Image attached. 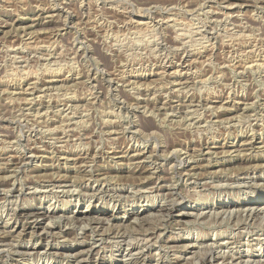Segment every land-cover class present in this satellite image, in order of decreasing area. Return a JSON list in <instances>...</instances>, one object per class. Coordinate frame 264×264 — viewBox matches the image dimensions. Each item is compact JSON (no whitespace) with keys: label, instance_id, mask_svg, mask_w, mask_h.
Wrapping results in <instances>:
<instances>
[{"label":"rangeland","instance_id":"rangeland-1","mask_svg":"<svg viewBox=\"0 0 264 264\" xmlns=\"http://www.w3.org/2000/svg\"><path fill=\"white\" fill-rule=\"evenodd\" d=\"M0 188V264H264V0H0Z\"/></svg>","mask_w":264,"mask_h":264},{"label":"bare ground","instance_id":"bare-ground-1","mask_svg":"<svg viewBox=\"0 0 264 264\" xmlns=\"http://www.w3.org/2000/svg\"><path fill=\"white\" fill-rule=\"evenodd\" d=\"M164 7V6H163ZM225 13H227V12H225ZM235 16V15H234ZM244 24V23H243ZM212 29V28H211ZM244 29V28H243ZM225 48H227V47H225ZM105 69V68H104ZM101 70V69H100ZM113 76V75H112ZM120 81V80H119ZM179 92V91H178ZM185 112V111H184ZM151 130V129H150ZM154 133V132H153ZM173 148V147H172ZM175 150V149H174ZM34 154V153H33ZM85 157V156H84ZM142 157H144L143 156V154H140V153H138L137 155H133L132 157H131V159L132 160H139V161H137L138 163H137V166L139 167V165H140V160L142 159ZM191 157V156H190ZM134 163H136V161L134 162ZM87 164H88V161H87ZM84 166H85V164H84ZM142 167V166H141ZM195 167V166H194ZM106 173V172H105ZM138 173V172H137ZM207 174V173H206ZM100 175H104V173H102V172H99V173H97V176H100ZM91 176H92V174H91ZM90 178V177H89ZM88 180V179H87ZM120 183H123L124 185H134L135 184V181H130V180H124V181H119ZM2 183V182H1ZM122 184V185H123ZM141 184V183H140ZM31 186V185H30ZM107 186V185H106ZM12 187V186H11ZM29 187V186H28ZM137 187V186H136ZM166 187V186H165ZM30 188V187H29ZM106 188V187H105ZM146 188V187H145ZM1 189V188H0ZM57 189V188H56ZM70 189V188H69ZM168 190H169V195H171V194H173V189L174 188H167ZM9 190V189H8ZM101 191H99V189H97L96 190V192H109V190L106 188V189H100ZM138 190V192L139 191H141V190H139V189H137ZM73 191V190H72ZM167 191V190H166ZM9 192V191H8ZM93 192V191H92ZM134 192V191H133ZM110 193V192H109ZM121 193V192H120ZM136 193V192H135ZM118 194V193H117ZM123 194V193H122ZM134 194V193H133ZM141 194V193H140ZM97 195H99V194H97ZM111 195H112V193H111ZM96 196V195H95ZM130 196V195H129ZM132 197V196H131ZM18 198V197H17ZM120 198H121V196H120ZM123 198V197H122ZM172 198V197H171ZM262 199H264V198H262ZM258 200H259V198H258ZM11 201V200H10ZM23 202V201H22ZM164 202V201H163ZM15 204V203H14ZM16 206V205H15ZM172 206H168V207H162V209H166L167 211H172L171 208ZM199 209V208H198ZM253 210V209H252ZM261 209H259V211H260ZM35 211V210H34ZM250 211V210H249ZM24 212V211H23ZM185 212H187V211H185ZM228 212V211H227ZM27 213V212H26ZM47 212H45V211H35V212H33L32 214H31V216L33 217V219L35 218H40V216H45V217H48V215L46 214ZM198 213V212H197ZM205 213V212H204ZM250 213V212H249ZM181 214H183V215H185V214H187V213H181ZM24 215V214H23ZM50 215V214H49ZM54 216V215H53ZM52 216V217H53ZM50 217V216H49ZM48 217V218H49ZM86 217H87V215H86ZM79 218V217H78ZM83 218V217H82ZM134 218V217H133ZM87 219H85V221H86ZM138 220H140V219H138ZM36 221V220H35ZM81 221V220H80ZM84 221V222H85ZM83 222V223H84ZM49 223H50V221H49ZM81 223V222H80ZM83 223H81V224H83ZM85 224H87V223H85ZM126 235L124 234V233H117V239H118V237L119 238H121V241L120 242H122V243H125V241L124 240H126L127 241V239H126V237H125ZM131 237V236H130ZM132 238V237H131ZM134 238V237H133ZM133 238H132V240H133ZM137 238V237H136ZM129 240V239H128ZM144 240H145V238H144ZM141 241V240H140ZM5 243V242H4ZM127 243V242H126ZM213 243V242H212ZM107 244V243H106ZM121 244V243H120ZM131 244H133V243H131ZM218 244V243H217ZM126 245L128 246V248H127V250H129V253H131V254H142V252H143V250H142V248H137L138 246H131L130 247V245L129 244H125V247H126ZM134 245V244H133ZM136 245V244H135ZM213 245V244H212ZM211 245V247H208V248H210L209 249V251H211V249L213 248V246ZM122 247V246H121ZM140 247V246H139ZM45 248V247H44ZM91 248H92V246H91ZM33 250H35V247L34 248H28L27 250H26V252L25 253H31ZM89 250H91V249H89ZM95 250V249H94ZM28 251V252H27ZM208 251V252H209ZM102 252V251H101ZM207 252V251H206ZM207 252V253H208ZM36 253V252H35ZM80 252H78V253H76V254H79ZM130 254V255H131ZM245 254V253H244ZM76 256V255H75ZM239 256H243V255H240L239 254ZM238 256V257H239ZM23 257V256H22ZM251 258V257H250ZM77 259V258H76ZM74 260V259H73ZM196 260V259H195ZM75 261V260H74ZM77 262V261H76ZM137 264H146V260H145V258H142L139 262H137ZM246 264V263H245Z\"/></svg>","mask_w":264,"mask_h":264}]
</instances>
